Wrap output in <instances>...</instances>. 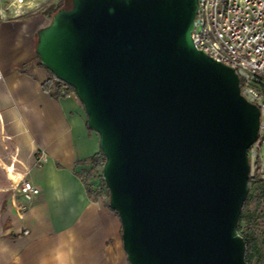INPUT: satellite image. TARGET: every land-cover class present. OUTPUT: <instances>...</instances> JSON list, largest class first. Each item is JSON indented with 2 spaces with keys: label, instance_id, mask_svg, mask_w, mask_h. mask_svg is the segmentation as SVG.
I'll list each match as a JSON object with an SVG mask.
<instances>
[{
  "label": "water",
  "instance_id": "95a60500",
  "mask_svg": "<svg viewBox=\"0 0 264 264\" xmlns=\"http://www.w3.org/2000/svg\"><path fill=\"white\" fill-rule=\"evenodd\" d=\"M198 0H71L37 30L104 158L128 264H247L237 231L259 109L195 49Z\"/></svg>",
  "mask_w": 264,
  "mask_h": 264
},
{
  "label": "crops",
  "instance_id": "0c3cea01",
  "mask_svg": "<svg viewBox=\"0 0 264 264\" xmlns=\"http://www.w3.org/2000/svg\"><path fill=\"white\" fill-rule=\"evenodd\" d=\"M15 1L8 5L14 11L0 6V142L23 167L21 180L30 179L39 194L27 213L20 210L19 190L0 206V264H128L117 215L88 197L77 176L99 152L98 138L76 96L55 95L34 52L36 32L51 15L36 0Z\"/></svg>",
  "mask_w": 264,
  "mask_h": 264
},
{
  "label": "built area",
  "instance_id": "2783aa9c",
  "mask_svg": "<svg viewBox=\"0 0 264 264\" xmlns=\"http://www.w3.org/2000/svg\"><path fill=\"white\" fill-rule=\"evenodd\" d=\"M15 3L22 6L25 0ZM191 40L196 50L235 71L240 94L259 109L258 138L248 150L249 177L264 180V0H198ZM69 90L62 86L58 96L73 94ZM44 162L39 153L37 169ZM19 191L20 210L27 213L39 190L25 178ZM22 234L27 236L28 231Z\"/></svg>",
  "mask_w": 264,
  "mask_h": 264
},
{
  "label": "trees",
  "instance_id": "16d2710c",
  "mask_svg": "<svg viewBox=\"0 0 264 264\" xmlns=\"http://www.w3.org/2000/svg\"><path fill=\"white\" fill-rule=\"evenodd\" d=\"M68 9L70 7H58L59 9ZM56 13V11H55ZM51 80L55 85L56 93L65 84L57 80L50 74ZM47 89L48 85H44ZM70 93L73 90L70 88ZM90 131V130H89ZM104 163V158L100 152L93 157L87 159L84 164L89 166V169H82L77 173L78 178L84 184L88 197L108 195L107 188L101 177V169ZM100 179L99 191L93 188L94 182ZM249 194L243 205L242 212L240 214L237 231L241 235L245 243V261L247 264H264V230L260 228V219L258 211L261 209L264 216V180L259 178L249 179ZM253 201L254 206H251ZM108 206V202L106 203Z\"/></svg>",
  "mask_w": 264,
  "mask_h": 264
},
{
  "label": "rangeland",
  "instance_id": "374dc122",
  "mask_svg": "<svg viewBox=\"0 0 264 264\" xmlns=\"http://www.w3.org/2000/svg\"><path fill=\"white\" fill-rule=\"evenodd\" d=\"M12 1L13 0H0V6L4 7L9 12L14 11L16 7L8 6ZM35 5H38L39 8L47 6L42 12L44 15H51L52 17V13H54L55 11L57 12L59 6L70 7L71 0H36ZM7 6L8 8H6ZM1 143L2 142H0V206L4 209L10 201V197L13 198V195L16 196V193L19 190V187L22 182V174L25 171L23 170V167L15 161V156H13V160V158H10L8 154L5 153V151L1 148ZM93 188L97 191L99 190V178L94 182ZM94 197H98L99 200L102 202H108V195ZM262 203L264 204V202ZM251 206H254L253 201L251 202ZM258 213L259 215H261L259 226L261 229L264 230V216L262 215L261 209L258 211Z\"/></svg>",
  "mask_w": 264,
  "mask_h": 264
}]
</instances>
